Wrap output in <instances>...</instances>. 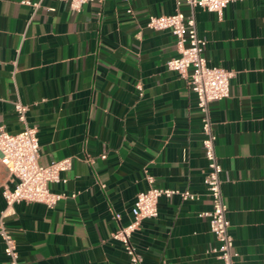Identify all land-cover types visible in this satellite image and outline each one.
Masks as SVG:
<instances>
[{"label": "crops", "instance_id": "crops-1", "mask_svg": "<svg viewBox=\"0 0 264 264\" xmlns=\"http://www.w3.org/2000/svg\"><path fill=\"white\" fill-rule=\"evenodd\" d=\"M23 1L0 0V126L23 128L10 102L19 98L37 128L38 163L71 157V167L66 183L50 184L67 197L15 203L5 216L19 264H135L111 233L130 221L147 176L198 198H159L157 217L131 236L139 264H216L200 215L211 203L196 96L166 68L177 55L172 33L146 26L175 1L90 0L78 12L62 0ZM195 19L208 65L234 71L229 96L209 108L236 262L264 264V0H232L221 18L196 8ZM5 184L13 179L0 162V215ZM0 264H9L1 237Z\"/></svg>", "mask_w": 264, "mask_h": 264}, {"label": "built area", "instance_id": "built-area-1", "mask_svg": "<svg viewBox=\"0 0 264 264\" xmlns=\"http://www.w3.org/2000/svg\"><path fill=\"white\" fill-rule=\"evenodd\" d=\"M68 3L71 12L80 11L83 4L90 0H62ZM176 9L171 14L149 15L146 26L153 30H169L175 38L177 55L165 62L168 70L176 72L184 78L190 90L196 96V106L201 117V147L206 159L204 185L210 198L211 209L201 212L207 218L211 232L215 237V244L208 247L207 252L216 259V264H240L236 262L238 252L233 249V237L229 232L230 222L227 218V205L221 190L222 165L215 151L216 135L212 128L209 105L211 102L227 98L230 94V79L233 70L220 66L208 65L204 56L207 40L197 31L195 9L214 12L221 18L223 9L232 0H184L189 12L180 10L181 0H174ZM23 3L39 6V2ZM53 11V7L47 8ZM127 8L126 12L131 13ZM138 94H142L141 84H136ZM13 109L23 128L10 133L0 126V162L6 167L13 185L5 184L2 195L6 202V209L0 215V237L3 250L9 264H19L17 245L14 237L5 227L4 218L11 211L13 204L19 202H39L46 206H53L57 201L67 197L64 192L50 189V184L66 183L67 178L62 174L70 169L71 157L53 160L48 165L38 163L39 141L37 128L27 123L28 105L19 98L11 99ZM104 157V155H102ZM92 162V158H87ZM149 187L139 191L131 206V219L126 225H119L111 233V238L120 242L130 262L139 264L140 255L131 242L132 233L139 228L144 219H153L158 215V200L178 195L182 200H195L196 193L188 189L163 188L153 186L152 176H147ZM73 196V194L71 195ZM120 215L115 213L114 218Z\"/></svg>", "mask_w": 264, "mask_h": 264}]
</instances>
